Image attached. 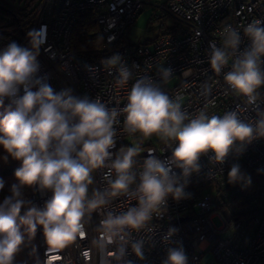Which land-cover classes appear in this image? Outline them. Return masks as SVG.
I'll return each instance as SVG.
<instances>
[{
  "label": "built area",
  "instance_id": "1",
  "mask_svg": "<svg viewBox=\"0 0 264 264\" xmlns=\"http://www.w3.org/2000/svg\"><path fill=\"white\" fill-rule=\"evenodd\" d=\"M149 2L151 0H38L26 12L24 23L8 30L0 28V37L8 35L22 47H31L29 33L39 36L37 60L40 67L36 77H43L54 91L70 89L76 97L99 99L107 108L119 113L114 124L115 146L109 150L111 156L105 166L91 173L89 198L94 192L105 191L107 176L115 178L110 165L120 152L131 147L127 139L136 141L140 148L135 157L137 171L149 153L164 161L172 155L174 141L165 142L158 135L144 137L125 130V114L121 109L127 103L133 84L142 77L151 78L190 118L201 111L209 116H223L235 110L245 123H255L260 118L259 113L264 112L261 99L249 105L225 83L223 76L230 70L231 59L219 74L209 64V45L223 44V29L228 25L241 32L239 50L248 47L250 41L243 35V28L249 23L264 22V0L154 1L150 21L159 22L161 33L151 40L129 42L128 29ZM4 4L21 2L10 0ZM87 12L96 14L103 50L118 46L107 61L83 60L71 50L73 29ZM116 55L131 70L127 82L119 79L120 65L110 63ZM160 67L171 68L172 75L162 80ZM22 95L21 87L18 96ZM13 99L5 97L3 101L14 110ZM212 156L211 152L200 156L199 172L187 178L186 198L175 200L169 196L160 215H154L139 231L123 233L122 241L117 238L113 243L103 242L101 221L108 212L120 214L136 205L134 198L124 195L87 214L82 220L84 238L77 236L58 253L49 250L43 228L38 226L36 244L42 264L51 256L58 257L51 260V264H164L172 248L183 249L187 264H264V137L245 144L237 142L223 163L214 162ZM233 165L252 171L260 181L259 187L243 193L249 179L230 182L228 174ZM172 171L177 176L181 173V169L175 167ZM52 194L50 189L33 186L32 208L43 209ZM215 218L221 221V227H216ZM171 221L176 223L170 224ZM219 231L228 235L221 236ZM136 243L142 246V257L133 250Z\"/></svg>",
  "mask_w": 264,
  "mask_h": 264
},
{
  "label": "clouds",
  "instance_id": "2",
  "mask_svg": "<svg viewBox=\"0 0 264 264\" xmlns=\"http://www.w3.org/2000/svg\"><path fill=\"white\" fill-rule=\"evenodd\" d=\"M243 35L250 44L240 51L241 32L226 26L223 44L209 45V64L219 74L231 59L230 70L224 72L223 79L235 94L254 105L259 99L258 89L264 85V22L247 24ZM29 37L30 48L12 42L0 50V105L5 97L14 98L15 104L14 110L0 119V147L6 153L5 161L9 156L20 161L14 172L17 183L11 185V194L0 203V264H12L24 241L21 227L30 237L38 226L42 227L49 250L58 253L77 236L84 238L82 220L87 214L124 195L134 198L136 205L120 214L108 212L101 221L103 242L113 243L117 238L122 241L123 233L139 231L154 215H160L169 196L175 200L186 198L187 178L199 172L202 154L211 152L214 162L223 163L237 142L245 144L264 137V112L259 113L255 123H245L235 110L223 116H209L201 111L190 118L151 78L142 77L133 84L121 109L125 130L174 141L172 155L164 161L149 153L137 171L135 157L139 149L128 147L110 165L115 178L107 176L105 191L94 192L89 198L91 173L105 166L111 156L109 150L115 146L114 124L119 113L99 99L76 97L70 89L56 92L43 77H36L40 38L33 33ZM110 63L120 65V80L127 82L131 78V70L118 55ZM158 71L162 80L172 75L171 68L160 67ZM21 87L23 95L18 96ZM173 167L181 169L179 176ZM228 175L233 183L244 178L239 165H233ZM37 185L41 190L50 189L52 197L43 209L29 208L20 216L25 204L23 189ZM4 186L0 178V190ZM141 249L140 243L133 245L139 257L143 256ZM46 264H51V260ZM164 264H187L183 249H169Z\"/></svg>",
  "mask_w": 264,
  "mask_h": 264
},
{
  "label": "trees",
  "instance_id": "3",
  "mask_svg": "<svg viewBox=\"0 0 264 264\" xmlns=\"http://www.w3.org/2000/svg\"><path fill=\"white\" fill-rule=\"evenodd\" d=\"M21 1V4L23 5L15 9L10 8L4 3H0V28L8 30L16 27L18 24L24 23L27 18L26 12H28L32 4L38 0ZM24 27L26 30V26ZM0 38V50H3L12 42L18 43L15 39L9 37L8 35H2ZM70 47L73 53L80 59L99 62L109 60L113 51L118 46H114L107 51L103 50V39L96 24V14L94 12H87L78 19L73 29L70 39ZM258 92L259 99L263 101L264 105V85L258 89ZM11 110L13 109L3 101L0 108V119H2L3 116ZM5 155L6 153L4 149L0 147V178H2L5 182L3 190H0V203L3 202L5 197L11 194V185L17 183L14 172L20 167V161L13 160L10 156L8 157V160L5 161ZM241 173H243V177L250 179V182L243 193L253 191L259 187L260 181L252 171L242 168ZM31 189L32 187H25L23 189V199L25 200V204L20 210V216H23L29 208H32ZM218 205L217 208L219 207ZM21 232L24 234V241L20 245L19 250L15 253L12 264H42L36 244L37 233L35 232V234L30 237L24 227H21Z\"/></svg>",
  "mask_w": 264,
  "mask_h": 264
},
{
  "label": "rangeland",
  "instance_id": "4",
  "mask_svg": "<svg viewBox=\"0 0 264 264\" xmlns=\"http://www.w3.org/2000/svg\"><path fill=\"white\" fill-rule=\"evenodd\" d=\"M162 2V0H151L150 4L144 5L143 12L138 16L133 25L128 29L127 32V40L129 42L143 41V40H151L158 36L161 33V28L159 27V22H151L152 15V3L153 2ZM10 0H0V3H9ZM17 3L22 2L21 0H16ZM5 5H15L17 7L22 6L23 4H5ZM167 24L169 22L167 21ZM10 107V106H9ZM1 108V105H0ZM126 143L131 147H138L137 142H130L129 139L126 140ZM140 150V148L138 147ZM208 191V189H206ZM214 223L216 227H221L222 223L218 218L214 219ZM219 235L227 236L228 233L225 231H219Z\"/></svg>",
  "mask_w": 264,
  "mask_h": 264
},
{
  "label": "snow or ice",
  "instance_id": "5",
  "mask_svg": "<svg viewBox=\"0 0 264 264\" xmlns=\"http://www.w3.org/2000/svg\"><path fill=\"white\" fill-rule=\"evenodd\" d=\"M57 258H58L57 256H51V257H50V260L54 261V260H56Z\"/></svg>",
  "mask_w": 264,
  "mask_h": 264
},
{
  "label": "water",
  "instance_id": "6",
  "mask_svg": "<svg viewBox=\"0 0 264 264\" xmlns=\"http://www.w3.org/2000/svg\"><path fill=\"white\" fill-rule=\"evenodd\" d=\"M1 8H3V7H1ZM175 223H176L175 221H171V222H170V224H175Z\"/></svg>",
  "mask_w": 264,
  "mask_h": 264
}]
</instances>
